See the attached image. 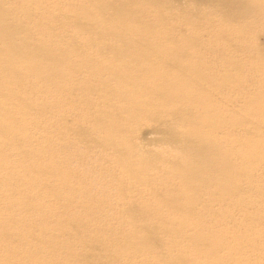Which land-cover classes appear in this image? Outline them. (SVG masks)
I'll return each instance as SVG.
<instances>
[{"label": "bare ground", "instance_id": "1", "mask_svg": "<svg viewBox=\"0 0 264 264\" xmlns=\"http://www.w3.org/2000/svg\"><path fill=\"white\" fill-rule=\"evenodd\" d=\"M119 1L110 7L108 0H0V241L16 232L17 218L7 213L15 206L27 212L24 234L43 236L42 228L33 224L54 221L58 231L52 229L51 237L84 233L81 258L89 263L95 255L105 262L109 249L95 245L102 244L113 226L106 224V211L94 212L91 206L109 200L85 195L141 192L143 197L134 201L120 196L108 208L127 217L121 257L131 264H196L192 256L202 253L188 249L207 238L197 236L203 233V200L213 201L224 191L229 196L228 187L264 161V45L257 41L264 34V0H227L231 21L239 20L240 9L246 7V45L234 49L245 53L244 64H228L231 53L212 50L204 40L206 31L216 39L228 34L221 21L225 0H208L214 7L200 11L197 19L185 10L176 11L171 0ZM255 3L262 8L247 9ZM180 26L186 29L182 36ZM192 43L200 44L199 53H188L196 51L186 48ZM219 67H230L231 72L219 75ZM252 78L259 82L245 85ZM225 90L236 97L216 98ZM221 116L225 122L218 125ZM144 126L156 130L155 141L142 138ZM216 128L225 137L232 128L242 129L246 140L228 154L225 140L209 132ZM204 139L209 143H202ZM36 144L61 146L60 165L45 160L46 152L35 150ZM243 150L259 158L250 163L242 157L238 162L227 159ZM23 159L31 162L23 175L36 173V179L25 180L17 173L22 170L13 164ZM112 160L122 170L116 189L92 183L109 174L100 162ZM9 180L16 181L14 188L7 186ZM192 182L196 185L189 186ZM210 183L215 187L204 191ZM25 198L31 203H17ZM72 204L91 214L89 221L66 210L58 213V207ZM36 207L43 209L42 216L29 210ZM77 218L87 230L67 234L66 222ZM224 227L221 235L231 234L235 240H211L214 254L203 253L197 264H264L259 256L264 229L248 230L241 222ZM242 229L250 236L244 237ZM41 238L33 248L48 260L42 264L74 250L71 243H52L50 250H43L46 237ZM184 243L187 249L181 248ZM231 243L240 245L229 247ZM225 246L233 253L242 248V254L233 260L216 258ZM30 253L18 255L13 264H26Z\"/></svg>", "mask_w": 264, "mask_h": 264}, {"label": "rangeland", "instance_id": "2", "mask_svg": "<svg viewBox=\"0 0 264 264\" xmlns=\"http://www.w3.org/2000/svg\"><path fill=\"white\" fill-rule=\"evenodd\" d=\"M174 5H177V10L176 11H184L187 12L189 15H192L193 17L196 16V19L199 17L198 13H201L200 11L204 10L207 7H214V3L210 5L208 0H171ZM119 0H108V3L110 7H116L119 4ZM132 6L135 5V2H131ZM230 1L225 0L222 4V13L221 18L222 22H226L229 24L224 23V27H226L227 35L222 36L221 39H216V37H212V32L206 31L204 32V40L207 45H209L210 49H218V50H224L227 51L230 54V60L228 61L230 64L232 61L233 63H242L244 60V55L245 53L243 52H234V49L236 45L241 44L242 46H245L246 41H247V33L245 30V14H246V7L243 9L241 8L242 16L240 17L239 20L235 21V18H232L231 21V16H229V6H230ZM50 7H44L43 10L47 11ZM181 8V9H179ZM201 8V9H200ZM262 8V6L259 3H255L253 5H250L247 7L248 10H253V11H258ZM200 9V10H199ZM192 11V12H191ZM210 11V10H209ZM184 12V13H185ZM216 23L215 21H210V24ZM230 25L232 28H230ZM74 28H69L67 31H72ZM192 31L196 30V27H191L190 28ZM59 31V29H56ZM212 31V28H210ZM179 31L181 32L180 35H184L183 33L186 31L184 26L179 27ZM67 34V32H64ZM181 35V36H182ZM257 41L259 44L264 45V34L258 35ZM200 45V44H199ZM199 45L197 43H192L188 44L186 48L189 50L193 49L196 51H189V54H193L194 52L197 54L200 51ZM191 48V49H190ZM233 48V50H232ZM233 53V54H232ZM235 53H238L235 55ZM242 61V62H241ZM222 65V64H220ZM220 70L218 71L219 75L222 74H227V72H231V68H221L219 67ZM227 69V70H226ZM233 72V71H232ZM84 76V75H83ZM252 81H247L245 85H250L252 83L257 84L259 80L256 78H252ZM54 93H50L52 96ZM226 94V95H225ZM225 98L233 99L236 97V95L229 93L225 90V93H222L220 95H216V98L219 96H222ZM241 96V95H240ZM222 97V98H223ZM54 110H58L57 108H54ZM53 120L52 118H50ZM73 118H69L68 123H71ZM54 121V120H53ZM225 122V118L221 116L219 119L218 125H221L222 123ZM219 127V126H217ZM211 134L217 135L218 138L221 140H225L224 143L228 145L229 153H233V150L237 148V146L244 142L246 140V136H244L243 130L238 129V128H232L231 133H229L226 137L223 133L222 130H219L216 128V131L214 132L213 130L209 131ZM156 130L152 129L149 126H144L141 131V136L145 140H156ZM71 139L74 140V137H71ZM204 144H208L209 140L204 139L202 141ZM2 148V146H0ZM34 149L37 151L44 150L46 152L44 159L47 161L54 162L55 160V165L58 166L60 165L61 161L59 159H62V151L61 146H54L51 148V146H42L40 147L39 144H36L34 146ZM245 151H240V153L237 155L234 153V155H227V159H232L233 162H238L237 159L246 158L248 162L250 163L253 159H258V155L254 154L253 152L250 153H244ZM257 152V151H256ZM82 152L80 150L77 151V155H81ZM31 162L27 159H23L21 162L19 161L18 163H14L13 166L14 168H17L19 170H22V173L17 172L20 174L22 177L27 180V178L30 179H36L37 174H27L26 176L23 175V171L26 166H28ZM87 164H90L88 161ZM72 165V164H71ZM100 167L105 168L106 171L109 172V174L106 176L105 179H101L98 177H95L92 179V183H94L97 186H100L101 184H110L112 187L116 189V185L119 184L121 178H122V170L119 164L115 161H105V162H100ZM241 166H239L240 168ZM253 170L251 169L250 174L247 176L245 179L244 177H239L237 180L234 182V184H231L228 187L229 196H227L226 192L224 191V195H218L213 201L209 200H203L201 206H200V217L202 218L199 225L202 227L203 233H198V237H204V235L208 238H200L198 239L193 246H190L188 250H192L195 248H198L197 251L200 253H208V255L214 254V250L210 247L211 240H216L218 238H223L229 239V240H235V237H232L231 234L227 235H221V231L225 229L224 224L227 222L236 223V222H241L242 225H248L249 229L248 230H253L254 228L261 231L264 229V191H262L264 187V161L260 162L258 165H255L254 167L252 166ZM242 169V167L240 168ZM239 169V171H241ZM75 172H79V169H76L74 167L73 169ZM9 188H14L16 181L15 180H9L8 183H6ZM196 183L192 182L189 183V186H195ZM215 187V183H210L207 185L206 189L204 191L211 192L212 188ZM235 191V192H233ZM45 195V194H42ZM51 196L57 197L60 196V194L53 193ZM70 196V195H69ZM120 196L122 197H127V200H136L141 197H143V193L141 192H132L130 194H125V195H120L117 193H106V192H95V193H90L85 195V197H93V198H98V199H108L109 202L103 203V204H97L93 205L92 211H106V222L107 226L109 224H112L113 228H111V232L109 234L100 240L101 243L97 242L95 246L97 247H104L105 249L108 248L109 251L106 252V257H105V262L104 261H99L96 259V256L94 255L95 258H92V260L89 263H86L81 257L82 253L81 250L79 249V246H81V236L85 238L86 234L81 233V235L77 236H72L70 238H67L68 235H56L54 237H51V234L53 233V230L55 232L58 231L56 229L55 225L52 224L54 221H41V222H35L33 224L34 227H41L42 231L44 232V235H35L33 232L29 234H24L22 232V229L24 230V225L27 221L25 219L27 218V212L25 210H17L15 206L12 208L8 209L7 213H10L12 215H15L17 218L16 223L14 224V229L16 230L15 233L11 234L8 236L6 239H2L0 241V264H13V261L16 260L18 255H27L30 253V257L26 261V264H42L45 263V261H48L45 259V255L43 252L37 254L34 251L36 249L33 246L35 243L37 244L38 238L41 237H46L44 239L45 243L43 245V250H50L52 243H57L60 244L61 246H66L68 247L71 243V246L74 247V250L71 251V254H65V255H58L55 257V259L50 263V264H117L118 262L120 264H131L129 261L125 260L124 258L121 257L122 255V250L120 246L124 243L123 240H125V235L128 233L126 231V226L124 224V221H126V218L124 215H118L115 211H108V208L113 205L111 202L112 200L119 199ZM240 196V197H238ZM154 197V195L152 196ZM155 197H160V196H155ZM238 197V198H237ZM246 197L252 198L251 202L246 201ZM31 198H25V199H19L17 200V203H31ZM46 199L42 201H38L39 203H45ZM100 205V206H99ZM205 207V209H204ZM32 211V213L38 214V216L43 215V209L40 207L32 208L29 209ZM62 210H66L69 212L74 213V215L78 216L81 218L83 221H89L91 218V214H86L83 210L82 207L76 206V205H70V206H64L63 209L59 208L57 209L58 213L59 211L61 212ZM162 213H165V210L162 209ZM57 214V213H56ZM173 217V215H172ZM77 218L75 220H70L66 222L65 226L68 227L66 228L67 234L68 232L76 229V228H83L84 223L81 222V220ZM180 220V218H177L174 221ZM74 222V223H73ZM179 222V221H178ZM72 223V224H71ZM191 223L189 222V225ZM33 227V228H34ZM106 227V226H104ZM190 227V226H189ZM82 230H87L86 229ZM197 227H193V229H190L187 234L192 233L194 229ZM53 229V230H52ZM91 229L94 232L101 233V228L96 227V225H92ZM13 230V229H12ZM101 230V231H100ZM243 233L246 232V230H243ZM56 234V233H55ZM250 236V232H246L244 234V237ZM42 239V238H41ZM47 240V241H46ZM240 243H231V245H228L229 247H237L239 246ZM7 247L8 251L6 254L4 253V248ZM76 248V249H75ZM181 248L187 249L186 243L182 245ZM241 249L239 248L235 253L229 252V249L225 246L221 248L218 251V254L216 258H220L221 256L229 258V260H233V258L237 259L239 254L241 253ZM107 250V249H106ZM119 250L121 253H119ZM196 251V252H197ZM97 253V252H96ZM116 254V255H115ZM202 254H197L192 256L193 259L195 260L194 263H198L199 261L203 260L204 258L202 257ZM71 255H74L73 257H70ZM261 257H264V251L259 255ZM112 259L111 261H109Z\"/></svg>", "mask_w": 264, "mask_h": 264}]
</instances>
